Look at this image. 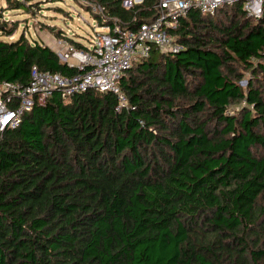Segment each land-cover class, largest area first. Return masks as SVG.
<instances>
[{
    "label": "trees",
    "instance_id": "1",
    "mask_svg": "<svg viewBox=\"0 0 264 264\" xmlns=\"http://www.w3.org/2000/svg\"><path fill=\"white\" fill-rule=\"evenodd\" d=\"M82 1L111 29L152 21L159 2ZM47 3L0 4L1 79L80 73L41 39L50 28L87 50L62 29L10 40L19 25L6 13ZM171 33L180 49L136 60L124 105L54 92L0 138V264H264V22L224 7Z\"/></svg>",
    "mask_w": 264,
    "mask_h": 264
},
{
    "label": "built area",
    "instance_id": "2",
    "mask_svg": "<svg viewBox=\"0 0 264 264\" xmlns=\"http://www.w3.org/2000/svg\"><path fill=\"white\" fill-rule=\"evenodd\" d=\"M143 1L125 0L123 6L130 9ZM235 6H240L249 18L264 22V0H159L156 17L135 29L119 25L111 29L98 24L107 32H96L94 28V37L87 43L86 51L78 50L66 41L59 42L56 51L61 61L76 67L80 73L66 78L33 66L28 84L0 78V138L7 130L20 127L24 116L37 103L44 104L54 92H60L64 98L90 90L113 92L124 105L122 80L136 60L149 58L155 47L163 52H177L180 45L171 31L192 11L215 16L220 9ZM96 9L98 13L103 12L101 8Z\"/></svg>",
    "mask_w": 264,
    "mask_h": 264
},
{
    "label": "rangeland",
    "instance_id": "3",
    "mask_svg": "<svg viewBox=\"0 0 264 264\" xmlns=\"http://www.w3.org/2000/svg\"><path fill=\"white\" fill-rule=\"evenodd\" d=\"M2 1L3 0H0V4H2ZM43 7L45 8H42L41 11L37 10L34 14L25 10L11 12L10 19L16 20L19 25V29L13 38H19L23 32H26L29 37H31V35L36 37V32L40 29L42 24L49 25L51 28H55L58 31L62 29L69 37L75 38L77 41L84 44L89 43L90 40L93 39L94 28L96 32H107V30L100 27V24L95 20L94 13H98L99 11L94 5L88 4L85 1L49 0V3ZM42 32L41 39L55 49L56 46L60 47L59 42H64V40L60 41L56 39V36H52L50 28H46V31ZM2 39L4 41L11 40L8 38ZM250 79H252L251 74L246 73L245 79L240 84L246 88ZM244 106V104L233 105L230 109V113H238Z\"/></svg>",
    "mask_w": 264,
    "mask_h": 264
},
{
    "label": "crops",
    "instance_id": "4",
    "mask_svg": "<svg viewBox=\"0 0 264 264\" xmlns=\"http://www.w3.org/2000/svg\"><path fill=\"white\" fill-rule=\"evenodd\" d=\"M2 5H5V0L2 1ZM6 14H7V15H10V14H12V13H11V12H7ZM33 38H34V35H33ZM13 39H15V38H12L11 40H13ZM54 42H55V41H54Z\"/></svg>",
    "mask_w": 264,
    "mask_h": 264
}]
</instances>
